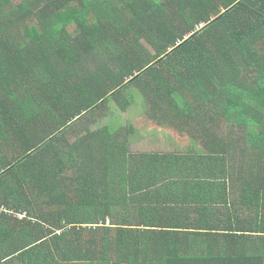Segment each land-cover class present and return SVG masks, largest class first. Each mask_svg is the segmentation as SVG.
I'll return each instance as SVG.
<instances>
[{"label": "trees", "instance_id": "trees-1", "mask_svg": "<svg viewBox=\"0 0 264 264\" xmlns=\"http://www.w3.org/2000/svg\"><path fill=\"white\" fill-rule=\"evenodd\" d=\"M112 102L193 145L91 131ZM154 181L199 205L192 227L167 196L132 225ZM154 238L258 245L221 262ZM0 264H264V0H0Z\"/></svg>", "mask_w": 264, "mask_h": 264}, {"label": "crops", "instance_id": "crops-1", "mask_svg": "<svg viewBox=\"0 0 264 264\" xmlns=\"http://www.w3.org/2000/svg\"><path fill=\"white\" fill-rule=\"evenodd\" d=\"M20 0H16V2H19ZM175 139V142H167V145L164 146V149L162 148H158L157 151L155 152H151V153H156V152H179L181 150H187L188 147H191L193 144L191 142H184L181 138H179L178 136ZM180 139V140H178ZM199 147V145H197ZM154 184L151 188V195L150 194H144V195H139V201L137 204H134V203H131L130 204H126L125 206H123L122 208V211H135L137 212L138 210L142 213L143 211H146V217L143 215V214H140L139 216H136L137 217V220L134 222V219H133V216H132V225L134 223H140L141 225L144 223V219L146 222H149V221H152L151 220V214H147L151 211H156L158 209H162V207L166 204H169L168 206H166L165 208L169 209V212L170 214H174V219L177 224H183L185 225L184 227H192V225L195 223V211L196 210H199L197 209L198 208V204H190L188 205V200L184 199L182 196L178 195L177 191L176 190H171L168 188V191L166 194H163V195H160V196H157L155 191H159V189H161V185H164V183L162 182H156L154 181ZM161 196H167V197H170L171 199H178L180 202L179 203H174V202H171L170 200L169 201H166L164 205H161V201L159 200V198H162ZM169 198V199H170ZM162 200V199H161ZM196 203H199V202H196ZM136 205H138V208L136 207ZM175 205V206H174ZM211 207V206H210ZM217 208L215 210V212H219V211H223V210H226V209H223V208H220L219 207H215ZM190 213V214H189ZM210 216V215H209ZM211 220L209 221H206L205 225H209L210 227H225L227 226V224H225V217L221 216V215H218V214H212L211 216ZM126 219V217H125ZM155 223H160V224H164L165 221L164 219L162 220H157ZM190 242H176V241H171L170 242H166L164 239L162 238H154L152 240H150V244L153 246L156 247L155 249L157 251H160L159 248L161 246H165V245H172V244H180L181 246L183 245L182 243H191L192 246H194L192 252L193 253H198V245L199 246H205V249H207L208 251L206 252V256L208 257V259H211L214 260L215 258L219 259V261H223V260H228V258H230V255H232V252L230 250V248L228 249V247H226L228 245V242H230V246L231 244L233 245H244L245 244L247 246H250L253 244V245H258L257 243V240H254L252 238L250 239H245L243 241H232V240H229V239H213V240H207V241H200V240H193V239H189ZM213 244L215 247L214 249H210L209 247H207V245H211ZM246 247H244L243 249L242 248H239L237 253H243V250L245 249ZM213 250H216V253L213 252ZM251 250V248L249 249ZM190 250L188 249H185L184 247H181V253H179L180 256H182V254H184V252L188 253L190 252ZM231 252V254H230Z\"/></svg>", "mask_w": 264, "mask_h": 264}, {"label": "rangeland", "instance_id": "rangeland-1", "mask_svg": "<svg viewBox=\"0 0 264 264\" xmlns=\"http://www.w3.org/2000/svg\"><path fill=\"white\" fill-rule=\"evenodd\" d=\"M105 111L108 115L93 124L91 131L107 122L121 121L124 125L132 123L138 130V137L133 144V151L135 152H155L159 147L164 149L167 142L171 140V136L177 137V133L174 130L160 127L139 108H131L129 111L124 112L115 102H112ZM169 136L170 138H166Z\"/></svg>", "mask_w": 264, "mask_h": 264}, {"label": "built area", "instance_id": "built-area-1", "mask_svg": "<svg viewBox=\"0 0 264 264\" xmlns=\"http://www.w3.org/2000/svg\"><path fill=\"white\" fill-rule=\"evenodd\" d=\"M26 214H19V216H20V219H23V217L25 216Z\"/></svg>", "mask_w": 264, "mask_h": 264}]
</instances>
